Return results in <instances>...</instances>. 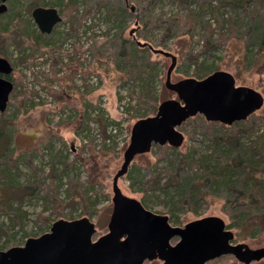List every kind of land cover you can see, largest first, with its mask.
Listing matches in <instances>:
<instances>
[{
	"label": "rangeland",
	"instance_id": "374dc122",
	"mask_svg": "<svg viewBox=\"0 0 264 264\" xmlns=\"http://www.w3.org/2000/svg\"><path fill=\"white\" fill-rule=\"evenodd\" d=\"M7 6V12L0 15V57L13 64L14 90L0 119L11 118L13 124L7 128V138L0 141V184L10 189L13 197L7 204L13 208L0 209V250L24 245L30 237L49 232L59 219L89 217L97 225L95 239L108 232L113 179L130 140L120 150H96L92 142L86 148L83 139L88 137L89 108L107 97L105 113L113 120H122L131 133L133 125L154 116L164 100L178 98L166 87L172 60L152 50L142 51L138 41L177 56L173 82L201 80L213 72L226 71L235 77L237 86L251 87L264 96V0H9ZM39 6L56 8L60 13L62 20L51 34L41 33L32 17ZM92 28L102 32L93 33L89 48L92 59L88 71L100 76L99 86L85 92L76 88L73 79L81 70V56H74L64 65L66 75L58 80L60 90L51 89L54 96L65 92L64 101L55 96V107L35 104L30 88H49L57 80V67L66 55L65 43L78 37L80 29L82 33ZM77 53L83 54L81 47ZM202 68L206 74L196 76ZM66 109L72 115L63 116ZM202 117L195 116L178 128L185 141L176 152L197 149V155L207 156L203 166L195 156L194 165L176 170L179 161L170 164L174 152L154 146L150 153L136 157L127 175L119 179V186L147 209L167 215L173 226L217 216L235 233L233 243L262 248L264 231L255 229L252 234L248 229L229 227L226 190L202 200L199 208L188 201L202 186L200 174L203 181L208 180L209 169L230 156L229 147L237 153L239 148L234 145L251 148L258 144V136L264 135V105L241 122L244 130L239 131L237 124L212 125ZM101 123L106 127L107 123ZM229 136L238 140L223 141ZM77 153L83 156L79 159ZM181 157L179 154L177 160ZM231 172L240 171L234 168ZM175 173L176 183L187 178L195 189L188 188L179 196L171 186L167 190L170 196L158 191V198L156 187L173 180ZM171 194L185 200L174 214L167 200ZM13 209L23 214L19 224L11 220ZM239 232L244 238L237 237ZM230 260L242 264L232 255L207 264H231ZM147 264L163 263L155 260ZM251 264H264V260Z\"/></svg>",
	"mask_w": 264,
	"mask_h": 264
},
{
	"label": "water",
	"instance_id": "95a60500",
	"mask_svg": "<svg viewBox=\"0 0 264 264\" xmlns=\"http://www.w3.org/2000/svg\"><path fill=\"white\" fill-rule=\"evenodd\" d=\"M7 1L0 0V15L7 12ZM32 17L43 34H51L62 20L56 8L36 7ZM137 43L172 60L166 87L178 98L164 100L154 116L141 118L133 125L123 164L113 179L109 231L94 240L97 229L89 217L59 219L49 232L30 237L24 245L0 250V264H145L156 259L163 264H207L228 255L242 264L264 260V247L254 249L247 243H233L235 233L221 217H204L173 227L167 215L154 213L121 190L119 179L127 175L137 156L150 153L156 145L182 146L185 135L178 128L189 119L203 115L208 122L231 126L247 120L264 105L261 92L237 86L235 77L226 71L213 72L201 80L173 82L177 56L148 42ZM13 71L12 63L0 57V113L7 110L14 90L8 78ZM176 237L179 241L172 244Z\"/></svg>",
	"mask_w": 264,
	"mask_h": 264
},
{
	"label": "trees",
	"instance_id": "16d2710c",
	"mask_svg": "<svg viewBox=\"0 0 264 264\" xmlns=\"http://www.w3.org/2000/svg\"><path fill=\"white\" fill-rule=\"evenodd\" d=\"M138 45V43H137ZM139 46V45H138ZM142 51L149 52L148 47H141ZM206 74V70L204 68L198 69L196 71V76H204ZM14 83V77L13 75L9 78ZM64 95L66 96L65 92H58L56 93L57 100L64 101ZM198 116V115H197ZM251 117V116H250ZM13 118V117H12ZM102 122L106 123V120L104 116H100L99 118ZM202 119L206 122L205 118L202 117ZM249 119V118H248ZM243 122V121H241ZM241 122H236V126L238 127L237 130H244L243 124ZM212 125L216 122H208ZM13 124L12 119L9 118V120L0 119V141L7 138V128L9 125ZM62 137V136H59ZM223 141H237L238 139H232L231 136L222 138ZM258 144H254L253 147L249 148L246 145H234V147H238L239 151L237 153L234 152L233 147H229L227 149V152L229 153V157L225 158V163H219L214 165L213 168L209 169L206 176H208V180L203 181V174H200V178L198 181H201L202 186L197 187L196 189L193 187V184L191 181H189L187 178L182 180L180 183H176V178L178 177V173L173 174L175 177L173 180L172 178L167 180L164 185L157 186L156 187V193L157 197L159 198L160 195L158 194V191L164 196H170L169 190L171 186H175V193L179 196H183V192L188 188H193L197 190L196 192H192L190 196L191 199H189L188 202L191 204H194L195 207L201 206V201L206 200L210 195L216 194L220 191L226 190V203L225 206L227 208V215L231 219V223L229 227H235L237 229H248V231L252 232V234L255 233V229L260 230V232L264 231V135L258 136ZM238 143H240L238 141ZM1 144V143H0ZM158 146V148L161 149H171L174 152V159L171 160L170 164L173 165L174 163L180 164L176 170L179 169V167L182 166H188V165H194L195 156H199L200 165L203 166V162L207 160V156H200L197 155V149L191 148L189 151L185 152L184 154H181L183 157L180 158V160H177L176 148H173L169 145L166 146ZM77 157L83 156V154H76ZM80 155V156H79ZM93 155V154H92ZM92 157V156H91ZM80 159V158H79ZM205 165V164H204ZM238 168L239 173H232V169ZM169 169H171L169 167ZM173 169V168H172ZM139 172V171H138ZM211 179V180H210ZM160 180V178H159ZM155 181V180H154ZM153 181V182H154ZM179 182V181H178ZM159 183V181H158ZM203 188V189H202ZM7 189V190H6ZM166 190V191H165ZM194 190V191H195ZM146 191V190H145ZM9 197L12 198V193L10 189H8L7 186H2L0 184V209H6L5 211L12 209L13 206L11 204H7L9 202ZM176 195L169 197L168 203L171 204V210L174 214L176 207L181 205L185 200L183 198H176ZM178 199V200H177ZM6 200V201H5ZM55 201L54 203H56ZM6 206H9L8 208ZM197 209V208H196ZM15 213L13 214V217L11 220L15 224H19V220L21 217H23V214L18 209H13ZM198 211V210H195ZM244 233L243 231H241ZM244 235V234H243ZM238 238H244V236L241 235V233H238ZM231 264H238L235 260H230Z\"/></svg>",
	"mask_w": 264,
	"mask_h": 264
},
{
	"label": "built area",
	"instance_id": "2783aa9c",
	"mask_svg": "<svg viewBox=\"0 0 264 264\" xmlns=\"http://www.w3.org/2000/svg\"><path fill=\"white\" fill-rule=\"evenodd\" d=\"M93 33L100 34L102 32L96 28H92L81 33L80 29L78 37H72L67 43H65L66 55L63 57V60L59 63L58 67L56 66V71L58 72L55 74V78L57 80L52 85H49V88L46 90H42L40 87L35 89L30 88V90H33L32 99L35 104L47 103L50 106L55 107L56 99L53 92H51V89L60 90L58 80H61L66 75V66L64 67V65L69 61V58L74 56H81V70L74 75L73 79L76 88L80 92H85L90 88L99 86L101 83L100 76L88 71V66L92 59V54L89 48L92 43ZM78 47H81L83 54L77 53ZM43 59L44 58L41 60ZM107 102L108 98L104 96L88 110V114L91 118L88 120V128L85 133L88 137L83 139L86 148H88V145L92 142L96 150H101L105 147H115L120 150L123 149L131 139V133L127 130L125 123L122 120H113L105 113ZM121 108L124 110V106ZM62 115L68 117L72 115V112L66 109L62 112ZM102 115L106 120V127H104L103 123L99 121V118ZM85 154L88 153L85 152Z\"/></svg>",
	"mask_w": 264,
	"mask_h": 264
},
{
	"label": "flooded vegetation",
	"instance_id": "af4514ba",
	"mask_svg": "<svg viewBox=\"0 0 264 264\" xmlns=\"http://www.w3.org/2000/svg\"><path fill=\"white\" fill-rule=\"evenodd\" d=\"M8 1H9V0H8ZM8 1H7V2H8ZM39 7H44V6H39ZM45 8H52V7L45 6ZM8 78H10V76H9ZM113 207H114V205H113ZM112 212H113V211H112ZM111 216H112V215H111ZM75 219H79V218H75ZM75 219H71V220H75ZM110 219H111V218H110ZM71 220H69V221H71ZM169 222H170V220H169ZM93 223L95 224L96 229H97V225H96V223H95V222H93ZM170 224H171V222H170ZM171 225H172V224H171ZM108 226H109V224H108ZM172 226H173V225H172ZM173 227H183V226H173ZM108 231H109V228H108ZM97 232H98V229H97ZM97 232H96V234H97ZM96 234H95V235H96ZM104 234H106V233H104ZM104 234H102V235H104ZM102 235H101V236H102ZM99 237H100V236H99ZM99 237H98V238H99ZM98 238H97V239H98ZM97 239H95V236H94V240H97ZM174 239H175V238H174ZM174 239H173V240H174ZM178 241H179V240H177V242H178ZM177 242H176V243H177ZM176 243H173V244H176ZM156 260H157V259H156ZM154 261H155V260H154ZM161 262H162V261H161ZM147 263H149V261H147L145 264H147Z\"/></svg>",
	"mask_w": 264,
	"mask_h": 264
}]
</instances>
